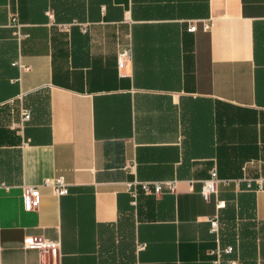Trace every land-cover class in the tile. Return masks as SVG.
<instances>
[{
    "label": "crops",
    "instance_id": "crops-1",
    "mask_svg": "<svg viewBox=\"0 0 264 264\" xmlns=\"http://www.w3.org/2000/svg\"><path fill=\"white\" fill-rule=\"evenodd\" d=\"M217 243L264 264V0H0V264H208Z\"/></svg>",
    "mask_w": 264,
    "mask_h": 264
},
{
    "label": "built area",
    "instance_id": "built-area-1",
    "mask_svg": "<svg viewBox=\"0 0 264 264\" xmlns=\"http://www.w3.org/2000/svg\"><path fill=\"white\" fill-rule=\"evenodd\" d=\"M10 23L14 27H18L19 24L15 18V14L11 13ZM212 26V20H201V29L203 31H208ZM197 28L195 21H191L187 29L189 31H195ZM130 58V50L125 49L118 53L117 55V66L119 69L123 68L126 65L127 60ZM14 64L19 65L20 68L24 69L20 63L15 62ZM30 118V110L23 107L20 109L19 121L12 124V127L16 129L18 133L22 132L23 124ZM220 181L216 169L210 170L209 178L202 182L200 189L201 196L208 200L211 195L216 194L217 184ZM256 187L255 189L262 188V180H255ZM51 187L53 192L57 195H65L68 193V184L65 182L62 176L56 177L54 179H46L43 183ZM126 188L128 192L132 195L133 198H136L137 191L140 189L145 194H154L157 195L164 190L172 191L175 188V181H130L126 183ZM247 188H252L251 180H247ZM40 191L38 186H23L22 199L23 204L26 210H31L37 207L39 200ZM218 208L224 207V201L218 200L216 203ZM210 223V232L219 235V222L217 217H212L209 219ZM23 247L27 249H37L44 254H50L56 256L60 248V242L55 240H49L42 236H27L23 240ZM232 245H220L216 244L215 247L210 249L209 254L211 259L208 264H222V258L224 254H229L232 252ZM230 264L234 262L232 260L228 261Z\"/></svg>",
    "mask_w": 264,
    "mask_h": 264
}]
</instances>
